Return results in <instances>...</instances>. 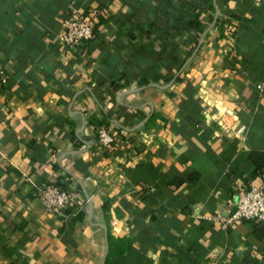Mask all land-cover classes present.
Returning a JSON list of instances; mask_svg holds the SVG:
<instances>
[{
  "label": "crops",
  "instance_id": "0c3cea01",
  "mask_svg": "<svg viewBox=\"0 0 264 264\" xmlns=\"http://www.w3.org/2000/svg\"><path fill=\"white\" fill-rule=\"evenodd\" d=\"M214 1L199 41L203 0H0V264H100L107 232L129 240L109 264H264L250 219L205 217L241 181L264 187V0ZM88 6L93 37L59 45L67 9ZM49 182L81 217L43 209Z\"/></svg>",
  "mask_w": 264,
  "mask_h": 264
},
{
  "label": "built area",
  "instance_id": "2783aa9c",
  "mask_svg": "<svg viewBox=\"0 0 264 264\" xmlns=\"http://www.w3.org/2000/svg\"><path fill=\"white\" fill-rule=\"evenodd\" d=\"M98 10L94 6L86 8L70 7L61 19V29L56 35V41L59 45L72 47L82 45L93 37L95 17ZM7 79V73L0 68V81ZM257 87L260 84L256 85ZM227 110H221L216 122L223 127L226 134L230 131L235 133L241 131L244 127L242 123L236 122L234 125L226 117ZM97 141L102 145H109L114 136L105 127L97 129ZM152 190L153 186H149ZM73 191L69 185L64 187L59 184L49 182L38 185L33 196L41 204L44 210L56 214L59 217H66L65 209L69 207L73 198ZM218 190H214L216 195ZM230 209L225 212H216L205 217L217 222L220 226L226 227L242 219H264V187L252 183L241 181L233 191V198L230 201ZM78 209V208H77Z\"/></svg>",
  "mask_w": 264,
  "mask_h": 264
},
{
  "label": "trees",
  "instance_id": "16d2710c",
  "mask_svg": "<svg viewBox=\"0 0 264 264\" xmlns=\"http://www.w3.org/2000/svg\"><path fill=\"white\" fill-rule=\"evenodd\" d=\"M204 4L206 5V7L210 10V13L207 15L205 21H201L198 18V13L194 12L192 13V16L188 19L187 21V25L195 30H197V32L202 33L205 29V27L207 25H217L220 22V14H217L215 17L213 15L214 10H216L218 8L216 1L214 0H203ZM183 63V61L178 65V67L176 68V73L175 74H171L169 76V79L172 78V80H177L178 79V73L180 70V66ZM142 83H145V80L142 81ZM254 159V163L256 166V169L259 171L261 170V167L264 164V153H260L258 154V156L253 157ZM60 186L64 187V183H58ZM65 212L67 213L66 217L62 218L64 221L70 220V219H76L78 217H81V210H78L74 213H72V215H69L70 210L68 209V207L65 209ZM253 228L256 232V234L260 237L264 238V222L257 220L255 221L250 219ZM106 239H107V243H108V251L107 254L105 255L104 258V262L103 264H109L110 263V259L111 257H109V248L112 247V249L114 248V251H121L122 248L127 245L129 243L128 237H117V238H112V236L107 232L106 233ZM116 245V247H115Z\"/></svg>",
  "mask_w": 264,
  "mask_h": 264
},
{
  "label": "water",
  "instance_id": "95a60500",
  "mask_svg": "<svg viewBox=\"0 0 264 264\" xmlns=\"http://www.w3.org/2000/svg\"><path fill=\"white\" fill-rule=\"evenodd\" d=\"M216 14H217V9L215 10V15H216ZM205 30H206V28L204 29V31H203L202 34L200 35V37H199V41L201 40L202 35L204 34ZM102 263H103V258H102L100 264H102Z\"/></svg>",
  "mask_w": 264,
  "mask_h": 264
}]
</instances>
